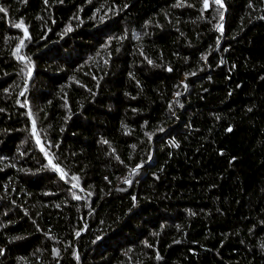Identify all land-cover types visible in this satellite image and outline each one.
<instances>
[{
	"label": "trees",
	"instance_id": "16d2710c",
	"mask_svg": "<svg viewBox=\"0 0 264 264\" xmlns=\"http://www.w3.org/2000/svg\"><path fill=\"white\" fill-rule=\"evenodd\" d=\"M0 8V264H264V0Z\"/></svg>",
	"mask_w": 264,
	"mask_h": 264
},
{
	"label": "snow or ice",
	"instance_id": "6c2138e0",
	"mask_svg": "<svg viewBox=\"0 0 264 264\" xmlns=\"http://www.w3.org/2000/svg\"><path fill=\"white\" fill-rule=\"evenodd\" d=\"M217 3H220V0H216ZM4 11V9L0 8V12Z\"/></svg>",
	"mask_w": 264,
	"mask_h": 264
}]
</instances>
